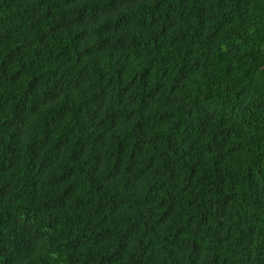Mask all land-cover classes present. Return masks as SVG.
Wrapping results in <instances>:
<instances>
[{
    "label": "trees",
    "instance_id": "obj_1",
    "mask_svg": "<svg viewBox=\"0 0 264 264\" xmlns=\"http://www.w3.org/2000/svg\"><path fill=\"white\" fill-rule=\"evenodd\" d=\"M0 264H264V0H0Z\"/></svg>",
    "mask_w": 264,
    "mask_h": 264
}]
</instances>
